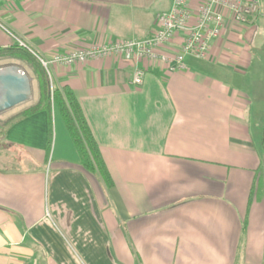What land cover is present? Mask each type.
<instances>
[{"label":"crops","instance_id":"0c3cea01","mask_svg":"<svg viewBox=\"0 0 264 264\" xmlns=\"http://www.w3.org/2000/svg\"><path fill=\"white\" fill-rule=\"evenodd\" d=\"M171 3L1 0L0 46L17 38L48 57L145 39ZM256 21L227 20L209 57L185 55L184 70L139 61L138 86L124 57L51 64L50 88L67 85L77 96L112 185L81 165L56 109L8 124L0 137V264H264ZM35 94L33 103L37 80Z\"/></svg>","mask_w":264,"mask_h":264},{"label":"built area","instance_id":"2783aa9c","mask_svg":"<svg viewBox=\"0 0 264 264\" xmlns=\"http://www.w3.org/2000/svg\"><path fill=\"white\" fill-rule=\"evenodd\" d=\"M1 1V0H0ZM172 0L169 10L160 11L155 17V27L145 39L130 38L89 47L72 48L63 53L43 57L28 48L20 39L19 45L30 50L40 61L49 78L51 64L70 65L107 56L131 60L134 69L131 82L141 85L144 70L137 63L144 59H159L169 71L186 68L185 55L208 58L211 42L220 36L227 20L241 26L251 25L259 11L258 0ZM180 41L171 43L175 37ZM166 50V51H163Z\"/></svg>","mask_w":264,"mask_h":264},{"label":"trees","instance_id":"16d2710c","mask_svg":"<svg viewBox=\"0 0 264 264\" xmlns=\"http://www.w3.org/2000/svg\"><path fill=\"white\" fill-rule=\"evenodd\" d=\"M0 57L25 58L33 62L40 90V98L34 104L16 114L9 124L40 110H46L51 115L52 108L56 109L78 153L81 165L87 171L96 173L106 186L112 185L110 173L73 90L67 85L50 88L46 71L38 58L17 42L6 47L0 46ZM49 125L51 132V116Z\"/></svg>","mask_w":264,"mask_h":264},{"label":"rangeland","instance_id":"374dc122","mask_svg":"<svg viewBox=\"0 0 264 264\" xmlns=\"http://www.w3.org/2000/svg\"><path fill=\"white\" fill-rule=\"evenodd\" d=\"M258 6H259V11L257 14L255 32L257 35V40L261 41L262 48L264 50V0H258ZM10 33H12L14 38L17 36L13 30ZM261 56H264V53L261 54ZM5 65H14L25 73L31 85L32 93H31V97L29 100L19 105H16L8 110L0 112V137L3 135L6 126L9 124L11 119L16 114H18L21 110L34 104L33 102L35 101V95H36L35 94V82L37 78H36V72H35V67H34L33 62L28 61L25 58L22 59V58H14V57H0V67L5 66ZM49 156L50 154L48 155V160L50 159ZM260 173H263V177H264V159H262Z\"/></svg>","mask_w":264,"mask_h":264},{"label":"water","instance_id":"95a60500","mask_svg":"<svg viewBox=\"0 0 264 264\" xmlns=\"http://www.w3.org/2000/svg\"><path fill=\"white\" fill-rule=\"evenodd\" d=\"M20 75H15L18 72ZM32 88L25 73L14 65L0 67V112L30 99Z\"/></svg>","mask_w":264,"mask_h":264},{"label":"bare ground","instance_id":"6f19581e","mask_svg":"<svg viewBox=\"0 0 264 264\" xmlns=\"http://www.w3.org/2000/svg\"><path fill=\"white\" fill-rule=\"evenodd\" d=\"M14 74H15V75H18V76L20 75L19 71H18V72H14Z\"/></svg>","mask_w":264,"mask_h":264}]
</instances>
